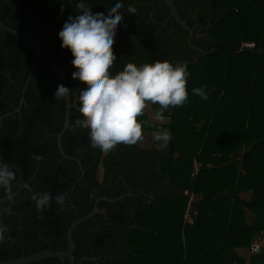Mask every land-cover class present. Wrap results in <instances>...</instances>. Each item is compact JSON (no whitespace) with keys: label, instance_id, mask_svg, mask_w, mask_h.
<instances>
[{"label":"trees","instance_id":"16d2710c","mask_svg":"<svg viewBox=\"0 0 264 264\" xmlns=\"http://www.w3.org/2000/svg\"><path fill=\"white\" fill-rule=\"evenodd\" d=\"M93 12L105 11L114 0H84ZM77 0H0V20L13 29L33 32L63 16L36 36L44 51L68 75L71 99L78 100L85 83L72 78L76 69L58 32L69 15L78 14ZM113 51V74L127 62L183 61L188 66L183 105L153 114L166 124L142 125V132L167 128L170 149L117 144L103 152L89 144V129L79 108L70 111V125L62 137L65 98L53 95L60 77L40 57L26 86L36 52L27 42H10L0 34V157L16 172L13 191L28 183L32 192H66L61 208L37 213L31 193L22 188L6 201L3 223L11 241L0 244V262L30 254L67 249V230L88 214L97 198L105 213L80 224L73 232L75 264L96 257L99 264H264V245L249 260L238 249L264 240V0H174L188 31L174 18L164 0H122ZM137 11L129 14L127 8ZM153 13V18L150 14ZM166 21V24L163 22ZM127 27H124V25ZM253 43V47L243 46ZM200 47L202 51L194 48ZM205 87L208 99L192 93ZM25 102L21 104L22 90ZM20 106V112L15 111ZM144 114V113H143ZM145 115V114H144ZM142 116V115H141ZM141 116L138 121H144ZM32 154L43 158L36 161ZM81 163L83 171L80 169ZM103 178L99 179V167ZM250 193L246 199L243 193ZM198 213L185 223L190 202ZM0 189V197H4ZM42 216L43 218H38ZM251 215V220H249ZM29 264H70L65 258H46ZM82 264H96L83 261Z\"/></svg>","mask_w":264,"mask_h":264},{"label":"clouds","instance_id":"9594fccd","mask_svg":"<svg viewBox=\"0 0 264 264\" xmlns=\"http://www.w3.org/2000/svg\"><path fill=\"white\" fill-rule=\"evenodd\" d=\"M123 7L122 0H114L105 11L93 12L84 0H77L78 14L69 15L58 32L61 48L69 49L73 57L71 64L76 70L72 78L85 83L78 96L83 119L77 118L75 123L89 129V144L103 152L114 150L117 144L134 145L143 139L142 125L147 121H138L137 117L143 115L146 101L158 104L162 112L169 106L183 105L188 99L186 62L155 60L139 65L127 62L115 74L109 71L117 58L112 45L123 19L119 11ZM136 11L132 5L127 8L129 14ZM70 90L57 84L53 95L57 100L66 98ZM192 93L208 99L203 85L194 87ZM152 138L158 150L165 149L171 134L167 128H157ZM32 158L39 161L43 157L32 154ZM14 181L16 172L0 157V189L5 193L3 198L10 201L15 196ZM18 186L31 193L38 214L51 207L53 200L62 208L67 198L66 192L55 196L49 191L32 192L26 182ZM8 231L7 225L0 222V244L11 241V236L5 235Z\"/></svg>","mask_w":264,"mask_h":264},{"label":"water","instance_id":"95a60500","mask_svg":"<svg viewBox=\"0 0 264 264\" xmlns=\"http://www.w3.org/2000/svg\"><path fill=\"white\" fill-rule=\"evenodd\" d=\"M170 10V15L169 18H174L176 20V22L178 24H180L185 30L188 31V39L189 42H191L192 40V36L194 33V27H190L187 24V20L186 19H182L181 16L179 15L177 8L175 6L174 0H164ZM64 18L63 16L56 18L48 23H45L41 26H39L36 30H34L33 32H23V31H19L16 29H13L9 26H6L1 20H0V34H3V36L5 37V39L9 40L10 42H12L14 39L15 40H21V41H25L27 43H29L35 50L36 55H35V59L34 62L32 64V67L30 69V72L28 74V78L26 81V86L28 84V82L31 80V76L33 73V69L35 67V65L38 62V59L41 57L48 65L49 67L60 77L63 85L67 86L68 88H70L69 86V82H68V75L63 72L58 65L55 63V61L53 60L52 56L48 55L44 49L42 48L41 44L39 43V41L36 39L37 34L44 28H47L51 25H53L56 21H58L59 19ZM195 49L202 51V49L200 47H195ZM26 86L23 88L22 90V98H21V102H20V106L21 104H23L25 102L24 99V93L26 90ZM66 100V109H65V115H64V123H63V127L60 130V132L57 134V144H58V148H59V152L61 153V155L63 156L64 159L66 158H72L75 159L74 157H70L68 156L62 146V137L64 135V133L66 132L67 129L72 128V126L70 125V111L73 107L75 108H80L75 99L74 101H72L71 99V90L69 95L65 98ZM20 106L16 108L15 111L20 112ZM10 113L1 116L0 117V126L2 125V121L3 118L7 115H9ZM79 165H80V169L81 171H83L82 166L80 161ZM23 187H19L18 190L15 191V195L22 189ZM130 195H134L131 191H129L128 193L121 195L119 197L116 198H109L107 196H102L96 199V201L94 202L93 208L92 210L81 217L76 218L68 227L67 230V249L64 251H54V250H43V251H39L33 254H30L26 257H21L19 259H14V260H7V261H1L0 264H29L38 260H42V259H46V258H58L60 260H64L65 258H67L70 262V264H75V259H74V255H73V251L75 249V244H74V239H73V232L74 230L83 222H85L88 219L93 218L96 214L98 213H105V210L100 209L99 207V203L101 201H109V202H114L117 200H121L123 199L125 196H130ZM5 197V196H4ZM6 201H10L6 198L0 197V222H3L4 216L6 214V212H9V209L6 208L5 206V202ZM12 201V200H11ZM94 261L96 262V264H99V260L96 257H82L76 264H82L83 261Z\"/></svg>","mask_w":264,"mask_h":264},{"label":"rangeland","instance_id":"374dc122","mask_svg":"<svg viewBox=\"0 0 264 264\" xmlns=\"http://www.w3.org/2000/svg\"><path fill=\"white\" fill-rule=\"evenodd\" d=\"M153 103L151 102H147L146 101V107L144 109V114L141 116V119H144L148 122V124L152 125V126H156L157 124L161 123V124H166L167 123V120L164 119V118H161V119H156L155 117H153V113L150 111V106L152 105ZM155 130L154 129H150L146 132V134H143V139H142V144L144 147L146 148H154L156 147V142L153 140L152 138V133L154 132ZM168 149H170V145L168 144L167 148H165V150L168 151ZM98 177L99 179H102L103 178V168L102 166L99 167V170H98ZM244 198L246 199H249L250 198V193H245L242 195ZM193 199L195 200V197L193 196ZM249 220H251V215H249ZM259 239V238H258ZM238 253L242 256H244L245 258H247V260H249V258L251 257L252 254H254L250 249H238L237 250ZM236 264V263H235ZM247 264H250L249 261Z\"/></svg>","mask_w":264,"mask_h":264},{"label":"built area","instance_id":"2783aa9c","mask_svg":"<svg viewBox=\"0 0 264 264\" xmlns=\"http://www.w3.org/2000/svg\"><path fill=\"white\" fill-rule=\"evenodd\" d=\"M243 46H246V47H253L254 44L253 43H244ZM193 196L194 194H190V202H189V205H188V209H187V212L185 214V223L189 224V225H193L194 222H195V219H196V215H197V211L194 210L192 211V208H191V202L194 200L193 199ZM195 197V196H194ZM264 245V240L262 238H259L257 239L256 241H254L251 246H250V250L253 252V253H258L261 251L262 247Z\"/></svg>","mask_w":264,"mask_h":264},{"label":"flooded vegetation","instance_id":"af4514ba","mask_svg":"<svg viewBox=\"0 0 264 264\" xmlns=\"http://www.w3.org/2000/svg\"><path fill=\"white\" fill-rule=\"evenodd\" d=\"M150 16H151V18H153V13L152 12H151ZM167 19H170V18L168 17ZM163 23L166 24V21H164ZM197 26H198L197 24L194 26V28H195L194 31L196 29H198L197 30V33H199L201 31V28L200 27H197ZM198 35L200 36L201 34L199 33Z\"/></svg>","mask_w":264,"mask_h":264},{"label":"crops","instance_id":"0c3cea01","mask_svg":"<svg viewBox=\"0 0 264 264\" xmlns=\"http://www.w3.org/2000/svg\"><path fill=\"white\" fill-rule=\"evenodd\" d=\"M153 117H155L156 119L164 118V119L167 120V123L169 122V118H168V117H163V116H160V115H157V114H153ZM248 193H249V192H248ZM243 194H245V193H243ZM243 194H242V195H243Z\"/></svg>","mask_w":264,"mask_h":264}]
</instances>
